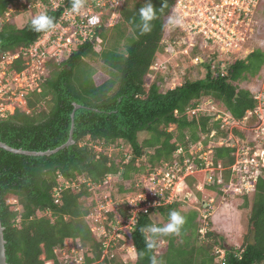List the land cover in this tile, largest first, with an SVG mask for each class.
<instances>
[{"label": "trees", "instance_id": "trees-1", "mask_svg": "<svg viewBox=\"0 0 264 264\" xmlns=\"http://www.w3.org/2000/svg\"><path fill=\"white\" fill-rule=\"evenodd\" d=\"M66 2L71 5V0ZM175 2L152 0L157 16L151 22L152 30L146 34L139 28V9L146 0L125 6L120 16L131 31L127 35L120 24H116L114 29L118 32L113 45L105 43L109 37L107 20L103 19L102 25L96 28V34L102 39L98 48L93 42L86 41L67 58L49 60L41 90L26 96L30 112L16 106L8 117L0 120V141L17 149L46 151L69 139L72 113L75 104H80L75 110L73 144L50 155L18 153L0 146V216L5 227L9 264H45L46 260L56 259V247L69 248L78 241L90 245L93 256L88 257V262L100 260L103 239L95 234L88 220L95 208V201L88 202L94 194L90 184L98 186L107 175L119 173L124 181L120 190L124 194L136 192L140 177L171 162L179 142L187 149L189 135L190 140L196 142L201 139L200 133H211L214 125L219 128L217 123L210 125V115L189 117L188 109L198 106L203 97H213L239 120L249 110L256 109L258 100L241 82L257 75L263 67L264 51L259 48L245 59L233 62L227 75L220 71L214 75L209 66L206 77L187 79L174 88L161 90L160 82L156 80L146 85L151 66L158 58V52L163 51L162 40ZM19 5L20 0H0V16L5 17L11 7L15 9L10 20L0 23V57L4 52L32 44L43 34L32 30V19L23 27L12 21L16 14L26 9ZM61 10H48L46 14L56 22ZM121 40H125L124 49L118 45ZM87 58H99L102 69L88 63ZM19 62L14 65L18 69L21 68ZM171 124L177 125V137L169 130ZM141 132L149 134L143 141L139 139ZM126 143L131 149V159L126 153L111 155L104 149L112 145L123 147ZM214 150L216 165L230 166L235 162V147L216 145ZM146 154L149 165H139L138 159ZM262 170L256 190L249 195L237 196L244 198L246 204L249 197L253 198L250 224L257 231L254 245L249 243L248 236L243 244L227 245L220 241L210 224L202 233L200 229L206 222L200 211H185L182 201H178L138 212L135 224L124 229L136 249L133 264H150L149 257L153 254L145 247L141 228L154 222L167 223L171 210L185 216L186 223L179 236L164 238L156 250L162 264H220L217 247L226 249L225 264H264V167ZM228 175L230 171L225 172L227 180ZM205 178L206 174L200 172L187 180L193 186ZM74 181L80 186L67 185ZM221 186L217 182L211 185L206 182L204 189L206 193L220 197L223 194ZM56 188L60 189L59 200L55 197ZM196 192L202 199L203 192ZM11 196L17 199L16 204L9 202ZM130 209L127 199V203L108 213L109 219L119 217L128 221ZM157 216L160 219L155 221ZM107 228L112 229L110 225ZM204 236L211 240L201 241ZM121 240L119 244H122ZM95 264L124 263L107 256Z\"/></svg>", "mask_w": 264, "mask_h": 264}, {"label": "built area", "instance_id": "built-area-1", "mask_svg": "<svg viewBox=\"0 0 264 264\" xmlns=\"http://www.w3.org/2000/svg\"><path fill=\"white\" fill-rule=\"evenodd\" d=\"M259 1L176 0L171 14L174 12L182 14L184 25L180 28H173L178 31L177 38L165 35L162 40L163 54L172 49L179 56L187 55L194 50L201 37L204 41L200 46L214 47L220 54L229 53L233 46L241 44L237 32L241 30L242 24L254 15ZM117 3H119V0H86L84 13L76 15L71 14V5L66 0H47L46 2L40 0H36L35 2L20 0L19 7L37 8L38 14L59 8H62V10L55 22L56 27L53 31L43 33L28 46H22L15 51L4 52L0 57V120L8 117L16 106H20V102L24 101V104H26V96L29 93L41 90L42 81L48 73L47 63L49 60L56 58L58 61H61L67 58L73 50L86 41L93 42L97 48L102 39L96 34V28L100 27L103 23V9L106 6L115 7ZM202 5L206 6L203 7ZM14 10V7H11L6 12L5 17L10 19ZM91 15H98L100 17V23L94 27L87 23L88 17ZM111 17L113 18L114 16L111 14ZM187 18L195 19L192 23L186 24L185 20ZM189 37L191 38V42L186 40ZM189 56L193 63H202L200 62L201 58L197 54ZM17 61L21 63L20 69L14 66ZM153 67L154 65L151 66V68ZM211 70L213 72L212 68ZM227 72L228 70L225 69L221 73L222 75H227ZM256 99L259 102L256 109L258 107L262 108L264 101L261 102L259 97H256ZM199 106L200 103L198 106L191 107L190 109H199ZM256 109L252 113H257ZM226 115L230 118L232 117V114L229 112ZM253 116L256 120V114H253ZM259 117L262 123V133L256 132L257 134L264 135V115H259ZM199 147L202 151L201 155H194L190 151L188 152L184 146L178 147L174 154L176 156L175 161L167 162L138 179L136 182L138 190L131 194L133 196L127 197L131 208V216L128 221H124L119 217L113 220L109 219L108 213L116 209L113 197L104 195L97 202L93 199L95 201V208L89 214L88 219L92 221V225H90L95 234L100 239H103L104 250L100 260L88 262V257L93 256L92 250L89 246L78 241L69 248L56 247V259L47 260L45 264H95L102 261L108 256L112 243L115 240H126L124 229L131 228L135 224L138 212L147 211L153 206L181 201V192L184 190V187L185 189L187 187L190 188L187 180L188 177L197 173H205L208 178L206 182L210 185L214 182L222 185L223 194L220 196L222 198L228 199L230 196L242 197L246 194H252L256 190V183L263 173L262 168L264 167V158L256 155V148L254 149L250 145H245L242 148L237 147L235 162L230 166H225L221 163L216 165L213 160L214 157H211V161L209 160L207 157L208 153L205 152H208V150L203 151L204 145L202 142L199 143ZM211 166L213 167L212 171L208 170ZM216 169L220 173V176H218ZM226 171H230V175L227 176L228 180L225 176ZM113 175H107L104 182L107 183ZM82 180L88 181L86 178ZM194 184H196L199 190L203 191L200 188L205 187V184H202L201 181ZM67 185L72 187L80 186L77 181L67 182ZM90 185V189L93 190L95 184ZM55 191V197L59 200L60 189L56 188ZM195 196L197 197L196 194ZM215 197H212L211 203H214ZM111 203H113L112 207H110ZM200 203H202V199L198 198V204ZM200 207L202 208L200 209L201 216L206 222L200 231L205 233L209 225L207 221L212 216L214 205H211L205 199ZM105 222L107 225H105ZM108 225L111 226V230H108ZM216 253L218 255L217 261L220 264H225L226 249L217 247Z\"/></svg>", "mask_w": 264, "mask_h": 264}, {"label": "rangeland", "instance_id": "rangeland-1", "mask_svg": "<svg viewBox=\"0 0 264 264\" xmlns=\"http://www.w3.org/2000/svg\"><path fill=\"white\" fill-rule=\"evenodd\" d=\"M109 1V0H107ZM142 0H119V3L115 5V7L106 6L103 9V19L107 20L106 33L108 34L109 39L105 41L106 45H113L115 41L117 29H114L116 24H120V28L124 29L127 33H130V27L123 22L120 13L121 10L125 6H132L135 2ZM199 2V1H198ZM205 7L206 5H202ZM19 7V6H18ZM205 9V8H204ZM38 9L35 8L33 10H24L21 11L18 16L13 17L14 22H16L18 27H23L28 20L33 19L37 15ZM22 13V14H21ZM114 13V14H113ZM111 14L114 16L111 17ZM111 17V18H110ZM109 19V20H108ZM195 18H187L185 23H192ZM9 19L0 16V23L6 22ZM112 23V24H109ZM166 35L168 37H176L178 36V31L173 29L171 26H166ZM239 36V41L241 44L239 46H233L232 50L227 54H220L217 52L214 47H205L200 46V44L204 41L203 38L199 39L194 50L187 54L179 56L172 49L163 54L158 52L159 56L153 63L154 67L151 68V72L147 76L146 85H150L153 81L160 82L159 86L161 90H167L170 88H174L187 79H202L207 76L208 67L210 66L213 69V74H218V71L223 72V70L228 69V67L235 62L237 59H245L252 51L255 49H262L264 51V0H260L256 11L252 17L245 21L242 24L241 30L237 32ZM111 36V37H110ZM114 38V40H113ZM188 42H191V38L186 39ZM116 42V41H115ZM114 42V43H115ZM125 40H121L118 44L121 49H124ZM103 44V43H102ZM99 45H97V48ZM203 47V48H202ZM164 49V48H163ZM197 54L202 63H193L189 55ZM53 60H57L54 58ZM58 61V60H57ZM88 63L93 65L95 68L102 69L103 63L99 58H87ZM242 86H247L254 94V97H259L261 102L264 101V65L259 71L257 75L252 76L249 80L241 82ZM259 105V102H258ZM257 105V106H258ZM21 109L30 112L26 104L20 102ZM188 109L189 117L192 118L194 115L199 117L202 114L211 115L210 125L212 126L214 123H217L219 128L212 129L211 133H200V140L192 142L190 140V135L188 140L190 141V146L187 148L188 152L194 155H201L202 151L200 150L199 143L202 142L204 145V150L208 153V158L211 161V157H214L215 146L216 145H229L234 146L235 149L242 148L245 145H250L252 148H256V155L260 158H264V135L257 134L256 131L262 133V123L259 115H264V106L262 108H257V113H252L249 110L243 119H236L235 117H229L226 115L228 112L221 105L220 102L215 100L213 97H203L200 100L199 109ZM196 111V112H194ZM253 114H256L257 119L255 120ZM229 117V118H228ZM169 130L175 133V137L178 135L177 125L171 124L169 126ZM264 134V133H263ZM260 135V136H258ZM149 134L147 132H141L139 134L140 141H143L147 138ZM208 141L205 143V141ZM87 142H90L89 138H86ZM99 148L103 147L100 144H97ZM183 144L179 142V147ZM210 148V149H209ZM213 148V150H212ZM106 149V152L114 155H125L127 154V158L131 159V149L128 143H126L123 147L118 145H112ZM149 152H152L150 150ZM186 153V152H185ZM148 155H144L143 157L138 159V164H144L145 166L149 165ZM176 156L174 155L171 161H175ZM213 167L208 170L212 171ZM217 170V169H216ZM212 173V172H209ZM218 176L220 173L218 172ZM208 175V174H207ZM217 175V174H216ZM208 178L201 180L202 184H205ZM121 175L114 174L111 179L108 180L107 183L103 182L98 186L95 185L93 189L95 194L88 199V202L91 201H99L102 199V196L108 195L113 197L114 205L116 207L122 206L125 202L127 203V197L133 196L132 193L124 194L120 190V185L123 184ZM204 187L202 189V203L203 200L206 199L208 203L214 205L212 210V216L208 218V223L210 227H212L219 235L220 241H225V243L232 245H240L243 244L246 240V236H250L251 232V224H250V214L252 207V196L249 197V202L246 204L245 199L237 196H230L228 199L222 197H215L209 192H205ZM199 190V188L193 185L190 188L184 187V190L181 192V201L183 203L182 209L185 211H192L202 209L200 204H198V197L195 196V192ZM212 197H215L214 203L210 202ZM200 198V197H199ZM94 199V200H93ZM9 202L16 204L17 199L14 197H9ZM112 207L113 203L110 204ZM19 206V205H17ZM160 218L155 217V221H158ZM89 223L92 225V221L90 219ZM177 240H179L177 238ZM210 241V238L207 236L201 237V241ZM123 241L122 244L120 240H115L112 243V246L109 250L108 256L114 257L117 261H122L124 264H133L136 260V251L135 247L132 244L131 239L126 237V240ZM86 246H89L86 244ZM44 258V255H42Z\"/></svg>", "mask_w": 264, "mask_h": 264}, {"label": "clouds", "instance_id": "clouds-1", "mask_svg": "<svg viewBox=\"0 0 264 264\" xmlns=\"http://www.w3.org/2000/svg\"><path fill=\"white\" fill-rule=\"evenodd\" d=\"M29 1L35 2L36 0H29ZM85 1L86 0H71V10H70L71 14L82 15L86 8ZM25 7H26L25 10L28 11L35 9V8L29 9L27 6ZM14 12L15 10L12 13ZM15 16H18V14H16ZM139 16L141 21L139 25L141 33L142 34L149 33L152 30L151 22L157 16V8L153 5L152 0H146L144 6H142L139 9ZM87 23L88 25L94 27L100 23V17L98 15H91L88 17ZM167 25L171 26L172 28L183 27L184 18L182 14L176 12L171 14L167 20ZM31 27L32 30L35 31L36 33H47L55 29L56 23L54 21V18L48 16L46 13L38 14L37 12V15L31 20ZM190 187L192 186L190 185ZM195 194L199 198L197 192H195ZM185 223H186L185 216H183L179 211L171 210L168 214L167 223L159 224L154 222L144 228H141V232L144 235V239H145V247L149 252L153 253L149 257L150 264H162V261L155 254L156 250L161 246L164 238L172 235L179 236L182 232Z\"/></svg>", "mask_w": 264, "mask_h": 264}, {"label": "water", "instance_id": "water-1", "mask_svg": "<svg viewBox=\"0 0 264 264\" xmlns=\"http://www.w3.org/2000/svg\"><path fill=\"white\" fill-rule=\"evenodd\" d=\"M79 107H80V104L76 103L75 104V110ZM75 110L72 113V125H71V129H70L69 139L64 144L58 146L55 149H49L46 151H30V150L17 149V148L11 147L2 141H0V146L7 149V150H11V151L18 152V153L30 154V155H50L54 152H57L60 149L65 148L66 146H69L75 142V140L73 138L74 127H75V123H74ZM4 230H5V227L2 224V220H1V216H0V264H9L7 261L6 239H5V235H4ZM256 232H257L256 228L253 226L251 229V232H250V236H249V243L252 245H254L256 243Z\"/></svg>", "mask_w": 264, "mask_h": 264}]
</instances>
